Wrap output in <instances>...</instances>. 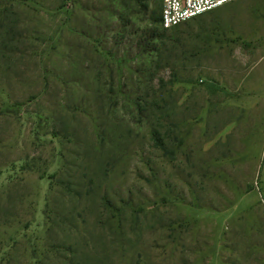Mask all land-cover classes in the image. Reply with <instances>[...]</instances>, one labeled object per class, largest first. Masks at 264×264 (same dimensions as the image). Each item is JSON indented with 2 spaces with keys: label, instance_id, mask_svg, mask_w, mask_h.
Segmentation results:
<instances>
[{
  "label": "rangeland",
  "instance_id": "1",
  "mask_svg": "<svg viewBox=\"0 0 264 264\" xmlns=\"http://www.w3.org/2000/svg\"><path fill=\"white\" fill-rule=\"evenodd\" d=\"M8 1L0 264H264V0Z\"/></svg>",
  "mask_w": 264,
  "mask_h": 264
},
{
  "label": "built area",
  "instance_id": "2",
  "mask_svg": "<svg viewBox=\"0 0 264 264\" xmlns=\"http://www.w3.org/2000/svg\"><path fill=\"white\" fill-rule=\"evenodd\" d=\"M232 0H161L160 24L170 28Z\"/></svg>",
  "mask_w": 264,
  "mask_h": 264
},
{
  "label": "trees",
  "instance_id": "3",
  "mask_svg": "<svg viewBox=\"0 0 264 264\" xmlns=\"http://www.w3.org/2000/svg\"><path fill=\"white\" fill-rule=\"evenodd\" d=\"M6 1L7 2H5L3 0H0V8L2 7L0 13L6 12L7 6L10 5V1H8V0H6ZM156 3L157 4L155 6V9L152 11L153 21L158 22L161 28L168 29V28L162 27L161 24H160L161 0H157ZM210 11L211 10L206 11V12H204L202 14H199V15H197L195 17H192L191 19H188L185 22H186V24H191V22L193 23L195 21L198 22V21H200L202 19L203 16L209 14ZM176 26H173V27H176ZM8 28H10V27L7 26V28H5V30L3 31L5 34L9 33ZM149 135H150V139L153 141L154 146L159 147L160 149L164 150L165 152H172V149H170V147H168L167 145L163 144V139H162L159 131L155 127H153V126L150 127ZM104 199L106 201V205L104 204V206H110L111 207L112 205H110V203L108 202V200H109L108 197H104Z\"/></svg>",
  "mask_w": 264,
  "mask_h": 264
}]
</instances>
